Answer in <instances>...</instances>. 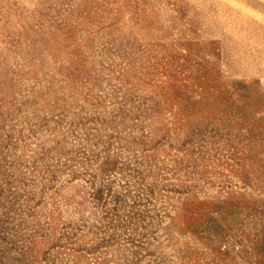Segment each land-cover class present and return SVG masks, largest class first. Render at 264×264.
I'll return each instance as SVG.
<instances>
[{"label":"rangeland","instance_id":"1","mask_svg":"<svg viewBox=\"0 0 264 264\" xmlns=\"http://www.w3.org/2000/svg\"><path fill=\"white\" fill-rule=\"evenodd\" d=\"M0 264H264V0H0Z\"/></svg>","mask_w":264,"mask_h":264}]
</instances>
